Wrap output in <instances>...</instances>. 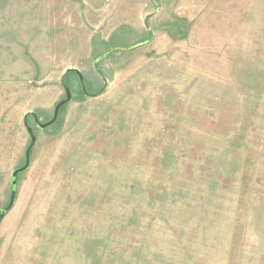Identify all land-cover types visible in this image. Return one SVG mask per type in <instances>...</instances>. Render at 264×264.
<instances>
[{
  "label": "rangeland",
  "instance_id": "rangeland-1",
  "mask_svg": "<svg viewBox=\"0 0 264 264\" xmlns=\"http://www.w3.org/2000/svg\"><path fill=\"white\" fill-rule=\"evenodd\" d=\"M26 127L0 264H264V0H0V213Z\"/></svg>",
  "mask_w": 264,
  "mask_h": 264
},
{
  "label": "water",
  "instance_id": "water-1",
  "mask_svg": "<svg viewBox=\"0 0 264 264\" xmlns=\"http://www.w3.org/2000/svg\"><path fill=\"white\" fill-rule=\"evenodd\" d=\"M70 101V92L68 90H66V100L64 102H62L61 104H59L58 106H56V108L54 109V114H53V118L50 122H48L47 124H44V125H40V124H37V128L39 129H44L50 125H52L56 118H57V113H58V110L59 108L66 104L67 102ZM32 116L35 118V114H32ZM26 130H27V133H28V136H29V144L25 150V160H24V165L21 167V168H17L15 169L12 173H11V191H10V196H9V202H8V205L6 206V208L0 213V223L1 221L3 220L5 214L12 208L13 206V203H14V198H15V193H16V187H17V177L26 172L29 168V164H30V152L32 150V148L34 147L35 145V142H36V139H35V136L32 132V129L29 128V127H26Z\"/></svg>",
  "mask_w": 264,
  "mask_h": 264
}]
</instances>
